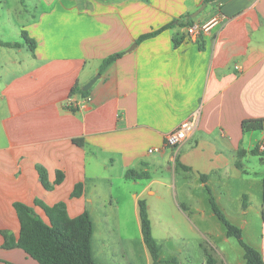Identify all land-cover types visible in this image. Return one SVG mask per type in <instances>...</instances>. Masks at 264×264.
I'll return each mask as SVG.
<instances>
[{
  "label": "crops",
  "instance_id": "0c3cea01",
  "mask_svg": "<svg viewBox=\"0 0 264 264\" xmlns=\"http://www.w3.org/2000/svg\"><path fill=\"white\" fill-rule=\"evenodd\" d=\"M13 3L26 7L22 0ZM33 3L45 8L34 12L29 23L16 22L10 39L0 37L19 45L0 46V232L18 238L16 202L45 222L35 200L47 206L63 202L69 217L86 211L93 222L91 206L101 181L112 185L104 173L114 168L118 178L131 181L126 189L140 231L138 201L176 187L172 176L177 173H184L180 193L185 201L177 209L188 220L196 214L215 217L210 197L230 223L240 221L234 225L242 232L251 220L262 218L261 203L253 206L248 188L256 181L262 190L264 176L250 178L257 173L246 164L264 141V129L242 133L241 123L264 119V0ZM7 11L13 12L14 5ZM193 17H199L195 24L189 20ZM215 17L219 23L207 32L188 35L187 21L199 26ZM170 23L171 28L137 42ZM118 53L100 72L102 62ZM98 74L89 95L82 96L78 90ZM193 114L199 116L193 134L178 148L165 146V136ZM38 168L49 185L57 173L62 181L46 190ZM128 170L145 172L148 179H126ZM191 179L208 188L206 197L187 190ZM233 181L245 185L235 196ZM77 184L82 185L80 196L71 197ZM230 202L236 214L226 208ZM258 232L264 233L263 222ZM3 242L0 233V264H38L19 248L3 249ZM97 242L93 258L103 264L107 243L99 237ZM141 243L145 264H152L142 234ZM257 246L264 260V241ZM160 253L161 247L163 262Z\"/></svg>",
  "mask_w": 264,
  "mask_h": 264
},
{
  "label": "rangeland",
  "instance_id": "374dc122",
  "mask_svg": "<svg viewBox=\"0 0 264 264\" xmlns=\"http://www.w3.org/2000/svg\"><path fill=\"white\" fill-rule=\"evenodd\" d=\"M17 1L19 0H5L6 4H0V37H6L5 39L13 34V26L16 22L29 23L32 21L34 12L45 8V6L33 3L35 0H22L26 7L13 3ZM13 5L14 11L9 14L7 8ZM202 14L204 13L202 12ZM198 18L193 17L189 20L195 24ZM249 158L250 161L246 162V165L250 171L253 170L257 173L256 176L251 174L250 178L257 179L264 176V155H252ZM104 175L111 178L112 185L101 181L96 195V203L91 206L94 208L93 249L95 250L99 237L107 243L103 264H128V261L145 264V258L141 251L143 244L141 243V231L138 220L134 217L126 189V187H132L131 181H123L118 178L116 168L105 172ZM183 175L184 173H177L172 176V179L176 180L173 181V185L175 182L176 187L162 188L161 192L155 195L144 194L143 196L146 199L152 236L161 247L160 257L164 260L160 264H205L206 253L211 255L216 264H246L242 257L243 250L237 240L225 236L224 226L216 217L210 215V217L202 219L196 214L190 216V220H188L179 213L177 203L185 202L184 196L180 193V179ZM140 183L145 185L147 182L143 180ZM188 183L187 190L196 192V198L206 197L207 191L198 186L195 181L191 179L188 180ZM257 184L256 181H250L248 188V195L253 206L259 201L261 203V190ZM241 187H245V185L242 186L241 183L235 184L234 182L231 193L235 196ZM141 188L139 187L137 190ZM195 205L200 207L201 201L196 199ZM226 208L230 213L236 214L234 212L236 204L230 202ZM233 222L240 224L239 220ZM262 222L261 216L251 220L249 226L242 232L243 241L253 248H257V245L264 241V233L258 232ZM258 249L256 250L259 252Z\"/></svg>",
  "mask_w": 264,
  "mask_h": 264
},
{
  "label": "trees",
  "instance_id": "16d2710c",
  "mask_svg": "<svg viewBox=\"0 0 264 264\" xmlns=\"http://www.w3.org/2000/svg\"><path fill=\"white\" fill-rule=\"evenodd\" d=\"M211 0H204L205 3ZM186 25L191 27L190 22H186ZM173 23L167 24L157 30L150 33L141 35L137 42H141L147 38L154 37L160 34L162 31L171 28ZM23 38L29 46L30 50H34V42L26 37V33L22 32ZM0 46L2 47H18L17 43H8L0 40ZM121 56L120 53L114 54L106 58L100 67V72H103L114 60ZM75 88L71 90V94L75 92ZM78 92L87 97L88 91L78 90ZM264 129V119H249L244 120L241 123L242 133H248L251 131H262ZM242 152H240L241 154ZM252 155H264L258 151V146L251 151ZM237 166L241 165L238 162ZM40 181L46 190H50L53 185L59 184L62 181V174L57 173V178L53 185H49L46 180V172L38 168ZM125 178L129 180L148 179V175L145 172H135L128 170L125 173ZM202 181L205 180L204 176H201ZM261 206H262V221L264 224V177L261 184ZM82 190V185L77 184L71 194V197H79ZM208 191V188L206 189ZM243 208H246L245 201L247 198L243 197ZM34 204L40 207L47 221H43L31 207L16 202L14 203V209L19 221V236L15 239L12 234L7 231H1L3 237L2 248L9 250L13 248H19L24 253L35 260L38 264H97L92 254V237H93V222L89 214L84 211L77 217L71 218L68 216L66 205L63 202L54 204L53 206H47L39 202L34 201ZM209 204L211 210L214 213L216 219H218L225 229V236L227 238H235L239 246L243 250V260L246 264H264V260L255 248L246 244L242 239V230L230 223L221 210L216 205L213 197L209 198ZM140 228L143 238V242L151 256L152 264H160L159 259L160 245L155 241L152 236L151 224L147 213V206L144 200L138 201ZM205 264H216L211 255L206 253Z\"/></svg>",
  "mask_w": 264,
  "mask_h": 264
},
{
  "label": "built area",
  "instance_id": "2783aa9c",
  "mask_svg": "<svg viewBox=\"0 0 264 264\" xmlns=\"http://www.w3.org/2000/svg\"><path fill=\"white\" fill-rule=\"evenodd\" d=\"M219 18H212L209 22L203 25H195L187 28V33L190 36H196L200 32H207L213 25L219 23ZM198 114H193L191 117L183 120L173 131L165 136V146L178 148L181 146L195 131L198 124ZM160 149L150 150L149 152H160ZM258 151L264 152V141L258 145Z\"/></svg>",
  "mask_w": 264,
  "mask_h": 264
},
{
  "label": "water",
  "instance_id": "95a60500",
  "mask_svg": "<svg viewBox=\"0 0 264 264\" xmlns=\"http://www.w3.org/2000/svg\"><path fill=\"white\" fill-rule=\"evenodd\" d=\"M204 8V5L196 12L194 13L192 16H195L200 10H202ZM100 77V74L96 75L90 82H88L83 88V91H88L91 86L95 83V81Z\"/></svg>",
  "mask_w": 264,
  "mask_h": 264
}]
</instances>
